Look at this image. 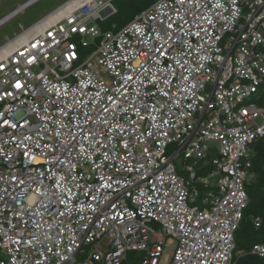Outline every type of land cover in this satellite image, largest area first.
I'll list each match as a JSON object with an SVG mask.
<instances>
[{
    "label": "built area",
    "instance_id": "obj_1",
    "mask_svg": "<svg viewBox=\"0 0 264 264\" xmlns=\"http://www.w3.org/2000/svg\"><path fill=\"white\" fill-rule=\"evenodd\" d=\"M117 12L67 0L0 44V264L232 263L264 137V0H156L99 27ZM212 147L209 175L177 171Z\"/></svg>",
    "mask_w": 264,
    "mask_h": 264
},
{
    "label": "trees",
    "instance_id": "obj_2",
    "mask_svg": "<svg viewBox=\"0 0 264 264\" xmlns=\"http://www.w3.org/2000/svg\"><path fill=\"white\" fill-rule=\"evenodd\" d=\"M155 1L130 0L124 3L122 8H118V12L106 21L114 20L117 22V27H122ZM255 100L260 106L264 107V83L260 86ZM253 151L254 155L250 168L252 176L246 182L249 200L243 211L240 224L235 231V248L231 264H264V256L252 252V248L256 243L264 242V137H260L253 143ZM257 216L262 218L259 227L253 221L254 217ZM136 252L141 251H127V257L122 264H131L129 256Z\"/></svg>",
    "mask_w": 264,
    "mask_h": 264
},
{
    "label": "rangeland",
    "instance_id": "obj_3",
    "mask_svg": "<svg viewBox=\"0 0 264 264\" xmlns=\"http://www.w3.org/2000/svg\"><path fill=\"white\" fill-rule=\"evenodd\" d=\"M25 1L26 0H0V19L6 14L13 11L18 6H20ZM64 1L65 0H38L30 4L26 8L22 9L21 11H19L8 21L0 25V44H3L7 40V37H13L15 34L19 33L23 28L29 27L37 20L41 19L43 16H45L47 13L55 9L59 4H61ZM112 1L117 8H122L123 4L129 2L130 0H112ZM114 24H116L117 26V22L114 20L113 21L109 20L104 22L98 21L99 27L104 29L111 28L113 27ZM92 48L93 47L90 46L80 50L81 59L77 64H80L86 58V56L91 52ZM211 146L215 147L212 144ZM213 147L208 151V156L205 159L198 161V163H195V159L193 158L187 160L184 157L183 153H180L177 157L174 158V164L176 166L177 171L184 177L188 178L189 173L186 169V165L193 164L199 175H209V173L215 168V165L211 162V159L215 157L217 154ZM177 148H178L177 144L173 143L169 147V153H173ZM221 176L222 173H217L213 177H211V179H213L214 182H216ZM210 188H213V185H211ZM200 189L202 188L200 187ZM174 248H175V244L172 243L165 248V252L171 253L174 250ZM84 256H85L84 254L79 255L78 259L76 261L75 260L72 261L70 264H76L77 262L82 260ZM142 256H143L142 251L132 253L129 256L130 257L129 259H131L129 261L133 264H138Z\"/></svg>",
    "mask_w": 264,
    "mask_h": 264
},
{
    "label": "crops",
    "instance_id": "obj_4",
    "mask_svg": "<svg viewBox=\"0 0 264 264\" xmlns=\"http://www.w3.org/2000/svg\"><path fill=\"white\" fill-rule=\"evenodd\" d=\"M65 1H67V0H65ZM65 1H64V2H65ZM64 2H62V3H64ZM62 3H61V4H62ZM59 5H60V4H59ZM59 5H58V6H59ZM58 6H57V7H58Z\"/></svg>",
    "mask_w": 264,
    "mask_h": 264
},
{
    "label": "bare ground",
    "instance_id": "obj_5",
    "mask_svg": "<svg viewBox=\"0 0 264 264\" xmlns=\"http://www.w3.org/2000/svg\"><path fill=\"white\" fill-rule=\"evenodd\" d=\"M54 16V14L51 15V17Z\"/></svg>",
    "mask_w": 264,
    "mask_h": 264
}]
</instances>
